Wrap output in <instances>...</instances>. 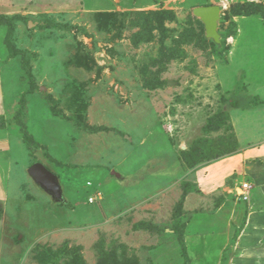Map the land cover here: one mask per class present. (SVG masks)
Wrapping results in <instances>:
<instances>
[{"label":"rangeland","instance_id":"374dc122","mask_svg":"<svg viewBox=\"0 0 264 264\" xmlns=\"http://www.w3.org/2000/svg\"><path fill=\"white\" fill-rule=\"evenodd\" d=\"M205 6L223 9L220 44L193 14ZM161 10L176 19L134 45ZM221 112L239 149L190 168L181 151L231 133L204 131ZM36 163L62 202L29 175ZM262 187L264 0H0V264H223L225 233L243 234L251 209L241 244L264 241Z\"/></svg>","mask_w":264,"mask_h":264},{"label":"trees","instance_id":"16d2710c","mask_svg":"<svg viewBox=\"0 0 264 264\" xmlns=\"http://www.w3.org/2000/svg\"><path fill=\"white\" fill-rule=\"evenodd\" d=\"M141 19L142 21L139 24L141 30L136 33L132 39L134 45H140L143 42L151 40L153 38V31L155 30L160 31L162 34H164L166 32L165 22L167 20H175L176 16L171 11L161 10L143 15ZM228 121H230V117L229 114L226 112H221L220 114H217L215 117L209 120L207 125L204 127V131L206 134H212L214 132H217L223 129V127H226V133L229 131H231V133L228 134V136L226 137H219L217 142H214L215 140L213 139L196 140L195 143L188 150L181 151L183 161L187 164V166L193 168L203 162L218 159L223 155L233 154L239 149V142L237 141L235 134L232 133L233 128L231 124H228ZM23 124L24 123L20 124L22 128L24 126ZM23 131L24 130L22 129L21 132ZM25 139L26 141H28V144L32 142L31 137L28 135L25 136ZM219 148H221V150H217ZM191 190L197 191V189H190V185L186 184V192H189ZM62 205L65 204L63 203ZM186 257L188 258L187 254Z\"/></svg>","mask_w":264,"mask_h":264},{"label":"crops","instance_id":"0c3cea01","mask_svg":"<svg viewBox=\"0 0 264 264\" xmlns=\"http://www.w3.org/2000/svg\"><path fill=\"white\" fill-rule=\"evenodd\" d=\"M249 153L245 152L243 155H242V152L235 155V159H234V162H238V163H244L245 161H248V157H249ZM251 156V155H250ZM236 166L238 165L237 163L235 164ZM258 186L261 187L260 184H257ZM214 188H217L216 185L214 186ZM214 188H209L207 189L208 191L209 190H214ZM264 188V187H262ZM205 191V190H204ZM236 192L238 193V189H236ZM252 199V198H251ZM251 201V200H250ZM249 201V202H250ZM230 203V201H224L223 202V205L219 208V210L217 211V213L215 214V216L217 217V220L219 221V223L221 224L222 228L225 229L227 228V230L229 231V229L234 226L232 225V223L234 224V215L233 214H230V210L232 211V206L230 207L228 204ZM253 210L254 209H251L249 210V215L247 216V225H246V229L244 230L243 234L241 235H238V237L236 236H233V237H229L227 239V234L225 233V242L224 243V248L222 249L220 246H219V235L216 234V233H212V231L210 232L211 234L209 235H206L205 236V232L202 231L203 234H201L200 236H196L194 237L193 239H196V240H199V241H204L208 238L209 240V236H212V239H215V245L216 246H219L220 247V250L222 252V261H223V264H226L227 262L229 264H233L234 261L238 262L239 263V260L243 261L244 259V255L246 256L244 261L243 262H247V263H256L258 262L256 256H260L259 253H256V249L257 248H260L262 250V248L264 247L263 245L260 246V244L264 243L257 240H253L254 244L251 245V247H243V245L241 244V241L243 239V236L245 237H248L249 241L251 240L252 241V236H250V234H248V227H249V224H250V220L251 218L253 217ZM214 217V216H212ZM210 218V217H209ZM246 222V220H245ZM230 234L229 236L231 235V230L229 231ZM208 236V237H207ZM227 239V240H226ZM189 242H190V239H189ZM189 246L188 245V252H190V249H189ZM243 247L242 249H245V251L248 253V249L252 248V253H248V254H244V251L240 252V248ZM264 253V252H262ZM233 254V255H232ZM190 255H191V252H190Z\"/></svg>","mask_w":264,"mask_h":264},{"label":"water","instance_id":"95a60500","mask_svg":"<svg viewBox=\"0 0 264 264\" xmlns=\"http://www.w3.org/2000/svg\"><path fill=\"white\" fill-rule=\"evenodd\" d=\"M222 11L221 6L198 7L193 11L194 16L201 20L205 26L206 37L217 44L221 42V35L218 29ZM169 84L172 85V82L169 81ZM28 173L36 184L51 195L56 202L63 201V188L59 179L45 165L36 163L29 169Z\"/></svg>","mask_w":264,"mask_h":264},{"label":"built area","instance_id":"2783aa9c","mask_svg":"<svg viewBox=\"0 0 264 264\" xmlns=\"http://www.w3.org/2000/svg\"><path fill=\"white\" fill-rule=\"evenodd\" d=\"M89 185H91V184H89ZM253 189H254V186H253V184L251 182H244V183L240 184V187L238 189V191L241 190L242 193L241 194H238L236 192V190H235V194H237L236 196H238V198L241 199V200H243L244 202H249L250 199H251V195H252ZM100 193L101 192H99V194ZM95 199L97 200V197H94L93 196V197H90L89 198V201L91 203H96L97 201L95 202ZM98 199H101L102 200V196H99Z\"/></svg>","mask_w":264,"mask_h":264},{"label":"bare ground","instance_id":"6f19581e","mask_svg":"<svg viewBox=\"0 0 264 264\" xmlns=\"http://www.w3.org/2000/svg\"><path fill=\"white\" fill-rule=\"evenodd\" d=\"M239 191H241V190H239ZM242 193V192H241Z\"/></svg>","mask_w":264,"mask_h":264}]
</instances>
